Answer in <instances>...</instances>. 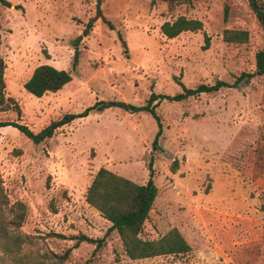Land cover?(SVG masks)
I'll return each mask as SVG.
<instances>
[{
  "label": "rangeland",
  "instance_id": "rangeland-1",
  "mask_svg": "<svg viewBox=\"0 0 264 264\" xmlns=\"http://www.w3.org/2000/svg\"><path fill=\"white\" fill-rule=\"evenodd\" d=\"M9 1L0 6V53L6 95L20 111L0 109V122L38 132L97 101L112 105L40 143L12 125L0 127L2 186L11 205L26 206L22 226H10L21 245L0 241V264H264V75L179 102L162 99L157 148L154 116L113 104L140 106L152 92L174 95L182 84L233 83L254 72L264 30L249 0L172 8L163 0H104L102 13L114 28L99 18L87 36L97 0ZM181 15L202 20L203 28L167 38L161 25ZM227 28L248 30L249 40L226 42ZM44 63L70 70L73 79L36 97L24 83ZM151 163L158 195L141 237L158 239L175 227L191 249L131 259L111 222L86 201L87 190L101 167L145 183ZM7 243L12 253L4 252Z\"/></svg>",
  "mask_w": 264,
  "mask_h": 264
},
{
  "label": "trees",
  "instance_id": "trees-1",
  "mask_svg": "<svg viewBox=\"0 0 264 264\" xmlns=\"http://www.w3.org/2000/svg\"><path fill=\"white\" fill-rule=\"evenodd\" d=\"M104 0H97L96 16L91 18L85 27L83 34L89 35L94 22L101 18L110 28H114L112 22L102 13L101 5ZM167 1L172 8L175 3H190L191 0H163ZM156 0H152L154 4ZM252 9L262 23L264 30V0H249ZM0 6H12L9 0H0ZM203 28V22L197 18H190L184 15L178 16L171 21H165L161 25L162 33L167 38H174L185 31H198ZM248 30L227 28L223 32V39L229 43H245L249 40ZM79 41V38L78 40ZM208 43L209 38H206ZM79 60V51H76L74 66ZM6 64L0 53V109L8 110L15 107L20 111L18 102L6 95L5 82ZM256 75H264V50L256 53V70L254 72L242 73L233 83L223 80H217L214 84L202 83L197 87H186L183 85V91L174 95L158 94L152 92L148 102L144 105H129L133 112L148 111L158 121L159 129L154 138V147H158L159 139L163 133L160 117L156 111V105L162 99L171 101H183L191 96H198L202 93L217 92L223 87H238L241 82L246 81ZM73 79L70 70L59 69L51 64L44 63L38 65L30 78L24 83L27 92L36 97H42L48 93H56ZM157 101L156 103H154ZM112 105L111 102L97 101L88 106L82 112H71L64 114L61 118L52 120L46 127L38 132L33 131L26 124L14 121H1L0 127L12 125L19 129L23 134L29 137L34 143H40L54 136L56 131L62 126L71 123L77 118L87 117L94 111H102L104 108ZM158 195V186L154 180V168L150 164L149 178L145 183H137L126 178L106 167H101L95 174L91 185L87 190L86 201L97 209L104 218L111 222L109 231H117L124 245L126 254L131 259H141L166 254H179L188 252L191 249L190 244L180 233L178 228L170 229L166 234L158 239H143L141 237L144 223L148 218L156 197ZM8 207V213H6ZM26 215V206L23 202L10 204L7 195L2 186L0 176V241L14 239L21 245V234H15L12 230L22 226ZM11 226V231H10ZM82 239L88 242L96 243L101 246L103 239H94L82 236ZM5 253H12L15 246L10 243L2 247ZM25 258V257H23ZM32 264H41V262Z\"/></svg>",
  "mask_w": 264,
  "mask_h": 264
},
{
  "label": "water",
  "instance_id": "water-1",
  "mask_svg": "<svg viewBox=\"0 0 264 264\" xmlns=\"http://www.w3.org/2000/svg\"><path fill=\"white\" fill-rule=\"evenodd\" d=\"M113 104L116 105V106L123 107L125 109L129 108V105L126 102H114Z\"/></svg>",
  "mask_w": 264,
  "mask_h": 264
},
{
  "label": "crops",
  "instance_id": "crops-1",
  "mask_svg": "<svg viewBox=\"0 0 264 264\" xmlns=\"http://www.w3.org/2000/svg\"><path fill=\"white\" fill-rule=\"evenodd\" d=\"M47 95V94H46Z\"/></svg>",
  "mask_w": 264,
  "mask_h": 264
}]
</instances>
